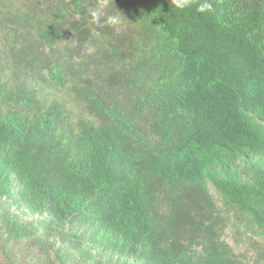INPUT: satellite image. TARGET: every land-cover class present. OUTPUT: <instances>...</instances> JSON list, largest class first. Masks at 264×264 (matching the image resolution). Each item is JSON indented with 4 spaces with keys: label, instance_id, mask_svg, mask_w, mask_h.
I'll return each instance as SVG.
<instances>
[{
    "label": "trees",
    "instance_id": "obj_1",
    "mask_svg": "<svg viewBox=\"0 0 264 264\" xmlns=\"http://www.w3.org/2000/svg\"><path fill=\"white\" fill-rule=\"evenodd\" d=\"M197 2L0 0V264H264V0Z\"/></svg>",
    "mask_w": 264,
    "mask_h": 264
},
{
    "label": "clouds",
    "instance_id": "obj_2",
    "mask_svg": "<svg viewBox=\"0 0 264 264\" xmlns=\"http://www.w3.org/2000/svg\"><path fill=\"white\" fill-rule=\"evenodd\" d=\"M171 4L176 10L183 12L192 7L193 0H171ZM214 10L213 0H198L196 3L195 11L200 14L212 13ZM89 14L91 16L92 23H95L100 27H116L121 23V19L118 14H108L100 8L90 10Z\"/></svg>",
    "mask_w": 264,
    "mask_h": 264
},
{
    "label": "rangeland",
    "instance_id": "obj_3",
    "mask_svg": "<svg viewBox=\"0 0 264 264\" xmlns=\"http://www.w3.org/2000/svg\"><path fill=\"white\" fill-rule=\"evenodd\" d=\"M213 193L212 187L210 188ZM217 204L222 209L220 199L217 198ZM222 238L233 247L234 251L239 254L243 264H252V259L256 256V250L251 244V239H256L243 227L236 228L229 225L224 229ZM251 238V239H250ZM264 263V259H260Z\"/></svg>",
    "mask_w": 264,
    "mask_h": 264
}]
</instances>
